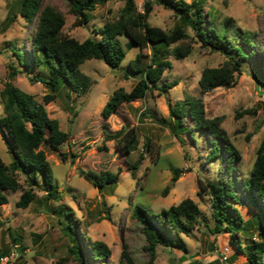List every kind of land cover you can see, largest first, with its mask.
Here are the masks:
<instances>
[{
	"label": "rangeland",
	"instance_id": "rangeland-1",
	"mask_svg": "<svg viewBox=\"0 0 264 264\" xmlns=\"http://www.w3.org/2000/svg\"><path fill=\"white\" fill-rule=\"evenodd\" d=\"M133 1L140 13L144 12L146 3L151 4L147 19L150 26L171 32L179 25L175 12L162 6L159 0ZM184 1L203 5V12L209 13L216 25L225 19H232L234 29H239L250 38L252 47L246 48L249 56L241 62V73L235 84L200 94L198 81L202 71L222 66L231 55L201 46L194 31L186 27L188 38L180 44L189 46L190 53L186 58L177 60L172 50L180 44L167 49L165 58L172 63V67L164 71L159 81V85L177 84L164 93L154 90L143 99L122 104L115 114L104 119L101 110L113 92L118 89L129 92L139 81L140 74L132 73L129 63L137 55H141L143 65L149 63L150 48L129 47V38L122 35L117 40L126 55L119 68H110L99 60L84 62L80 70L90 77V87L77 95L62 83L54 101L46 105L49 117L56 119L60 129L70 135L59 152L47 146L40 147L50 163L60 199H47L39 186L34 190L35 200L21 209L16 207V202L22 190L8 193V203L0 206V257L7 255L0 258V264H79L70 252L72 243L64 232L63 227L67 224L65 211L72 214L85 264H102L92 263L89 258V245L96 241L110 248L108 264H120L125 245L139 264H145L149 259L145 249L147 242L134 217V207L140 205L152 213H159L184 199L193 200L205 220L199 222L196 230L182 235L186 252L180 248L157 246L154 264H221L218 257L225 247L229 248L226 264H246L245 257L229 244L228 234L212 232L211 199L201 190V183L226 178L233 180L240 202L236 206L244 221H250L247 234H241L240 239L243 243L257 241L260 218L248 205L241 180L248 177L256 150L264 137V89L254 78L256 71L264 76V0ZM125 3L126 0H102L90 13V21L83 26H77L66 0H43L42 6L51 5L60 11L65 18L63 34L83 42L87 38L100 39V33L95 32L104 23L116 20ZM21 4L22 0H0V91L7 81L8 65L11 64L18 71L12 83L42 101L49 91L36 82L34 76H46L47 70L41 66L29 73L11 50L13 46L17 47L23 62L24 57H29L35 20L26 22L21 17ZM8 18L12 21L6 23ZM237 45H242L241 39ZM197 98L203 101L207 119L221 118V127L240 153V162L232 170L226 169L225 159H207L210 148L207 135L195 133L194 139L183 135L182 146L163 122L170 118L169 106ZM133 127L138 135V145L129 154H123L115 140H104L105 132L120 130L121 137L125 139L126 132ZM146 140L151 141V150L143 147ZM60 152L67 154L65 160L59 156ZM73 154L76 157L70 163L68 157ZM140 154L144 158L132 177L129 168ZM0 158L7 165L13 161L1 137ZM76 167L86 168L95 175L103 171H119V181L114 186L98 189L86 178L76 175ZM174 169H181L183 173L172 184ZM19 180L25 188V174L22 172L19 173ZM165 189L167 194L164 196ZM20 247L24 249L19 254ZM262 261L264 264V256Z\"/></svg>",
	"mask_w": 264,
	"mask_h": 264
},
{
	"label": "trees",
	"instance_id": "trees-1",
	"mask_svg": "<svg viewBox=\"0 0 264 264\" xmlns=\"http://www.w3.org/2000/svg\"><path fill=\"white\" fill-rule=\"evenodd\" d=\"M43 0H22L21 17L26 22L35 20V29L30 41L29 57L21 60L18 48L13 46L12 52L18 57L21 66L26 71L34 72L43 66L47 75L35 77V81L43 84L48 93L38 101L33 95L17 88L12 81L17 70L8 65L7 81L3 83L0 98L3 104V115L0 116V137L13 161L7 165L0 158V206L8 203V193L22 190L17 208H27L36 194V187H41L47 199L57 201L60 199L50 163L41 146H47L55 152L68 141L70 135L59 127L56 119L49 117L46 105L53 102L62 83L71 92L80 95L91 85V79L85 75L80 66L89 60H99L110 68L117 69L125 58L126 52L117 40V37L126 35L129 38V47L139 49L150 48L149 63L144 64L141 55L129 63L132 73H139V81L129 92L118 89L109 98L101 110L104 119L115 114L122 104H130L143 99L147 93L154 90L164 93L177 83H162L159 81L172 63L165 58V52L175 44H180L188 38L185 32L190 27L197 41L203 47L231 55L230 60L217 68H205L198 81L200 94L211 92L218 87L234 85L237 76L241 73V62L249 55L246 48L252 47L250 38L239 29H234L233 20L225 19L216 25L209 13L203 12V5L188 4L184 0H159L165 8L175 12L179 25L171 32L160 27L150 26L147 22L151 12V4H145L144 12L137 11L133 0H126L116 20L104 23L97 32L100 39L87 38L83 42L63 34L65 24L64 15L51 5L42 6ZM69 12L75 17L77 26H83L90 21V13L95 10L102 0H66ZM8 18L6 23L11 22ZM233 33V35H230ZM241 39L242 45H237ZM191 48L180 44L172 50L177 60L184 59ZM233 53V54H232ZM252 53V52H251ZM256 82L264 89V76L256 71ZM170 118L163 121L167 124L170 133L184 146L183 135L194 139L196 134H205L208 137L209 150L207 159L214 161L225 159L226 169L232 170L240 162V153L231 142L226 131L221 127V118L207 119L202 99H187L169 106ZM249 113V111H247ZM105 141L115 140L123 154H129L137 148L138 135L133 127L121 137V130L116 133H104ZM145 150H151L152 143L146 140L143 144ZM62 160L67 158L66 153H59ZM76 155L69 156L70 163L74 162ZM143 155L140 154L136 163L130 166L134 177ZM187 158V157H185ZM25 174L26 187L20 183L19 173ZM76 175L86 178L96 188L114 186L119 181V171L100 172L98 175L88 169L76 167ZM183 173L181 169L172 171L171 183H175ZM235 184L231 178L221 179L217 182L201 183V190L211 199V218L214 223L213 233H226L229 235V244L235 247L236 252L242 254L246 264H263L264 256V137L255 154L252 168L247 178L241 180V189L248 197V205L259 216V239L243 243L241 234H247L250 221H244L238 207L239 196L234 191ZM241 190V191H242ZM164 196L167 189L163 191ZM67 224L63 227L65 234L71 241L70 252L74 254L79 264H85L76 238V227L72 214L65 211ZM134 217L142 229L147 245L145 247L149 259L145 264H154L156 247L180 248L187 251L182 235L196 230L199 222L205 220L198 205L191 199H184L177 205L170 206L159 213H152L143 206L134 207ZM24 247H20L19 254ZM89 258L92 263L108 264L111 256L110 248L103 242L90 243ZM7 257V255L0 258ZM195 262L194 264H197ZM120 264H139L125 245L121 253ZM216 264V263H215Z\"/></svg>",
	"mask_w": 264,
	"mask_h": 264
},
{
	"label": "built area",
	"instance_id": "built-area-1",
	"mask_svg": "<svg viewBox=\"0 0 264 264\" xmlns=\"http://www.w3.org/2000/svg\"><path fill=\"white\" fill-rule=\"evenodd\" d=\"M218 258L221 264H226L229 258V248L228 247L223 248V250L220 251ZM197 264H200V263L198 262Z\"/></svg>",
	"mask_w": 264,
	"mask_h": 264
}]
</instances>
